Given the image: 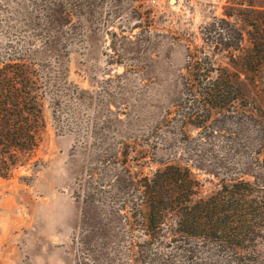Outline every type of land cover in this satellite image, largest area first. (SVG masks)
<instances>
[{
  "label": "rangeland",
  "instance_id": "obj_1",
  "mask_svg": "<svg viewBox=\"0 0 264 264\" xmlns=\"http://www.w3.org/2000/svg\"><path fill=\"white\" fill-rule=\"evenodd\" d=\"M250 1L253 12L232 0H0V58L30 49L41 85L50 77L59 98L51 101L52 90L44 95L45 126L34 155L12 175H0V199L11 191L21 206L19 227H12L18 212L8 208V235H26L23 218L43 213L41 230L51 236L53 217L61 215L68 264L217 261L220 255L199 238L150 241L144 251L148 236L126 223L137 195L127 175L174 163L198 180L193 198L237 176L264 190V0ZM220 17L239 24L242 52L255 36L254 61L236 66L245 104L214 110L195 126L179 105L193 101L184 92L187 53L204 47L217 63L228 62L230 52H213L204 33ZM257 250L256 264H264V227Z\"/></svg>",
  "mask_w": 264,
  "mask_h": 264
},
{
  "label": "trees",
  "instance_id": "obj_2",
  "mask_svg": "<svg viewBox=\"0 0 264 264\" xmlns=\"http://www.w3.org/2000/svg\"><path fill=\"white\" fill-rule=\"evenodd\" d=\"M232 2L238 7L247 5L250 12L258 9L252 1ZM231 14L227 12V15ZM247 15L244 18L258 29L252 13ZM54 18L58 21V17ZM223 22L231 26L226 28ZM206 30L207 40L214 43L212 51L227 50L230 59L220 64L204 47L188 49L184 92L193 101H182L179 105L184 109V121L195 126L205 123L214 110L236 109L238 105L245 104L241 102L244 92L236 66L252 63L251 52L257 48L252 35V49L241 51L243 32L234 20L220 17ZM212 30L215 31L211 35ZM29 50L12 51L0 58V175L4 177L12 175L20 164L28 162L39 145L45 126L43 98L47 90H52L53 103L59 101L53 91L56 90L53 89L54 83L49 86L50 77L45 80V86L41 85V73L33 67ZM128 171L127 180L135 184L137 195L132 202V210L125 214L126 223L148 236L144 240V251L148 252L146 244L150 241L172 245L175 240L186 242L199 238L220 255L212 264H256L258 239L264 227V190L254 182L241 176L224 178L208 195L193 198L198 180L192 176L188 166L168 163L151 173L137 174V177ZM126 203L124 200L121 207ZM132 217L136 219L134 222ZM179 249L183 251L184 248ZM158 252L159 248L153 253Z\"/></svg>",
  "mask_w": 264,
  "mask_h": 264
},
{
  "label": "crops",
  "instance_id": "obj_3",
  "mask_svg": "<svg viewBox=\"0 0 264 264\" xmlns=\"http://www.w3.org/2000/svg\"><path fill=\"white\" fill-rule=\"evenodd\" d=\"M0 264H68L69 259L65 248L60 245L66 242L68 228L64 233L60 232L62 224L61 215L54 216L52 226L54 229L51 236H46L41 230L40 221L45 218L43 213H32L24 217L28 230L26 235L20 237L15 233L8 235L11 225L8 224L7 217L11 216L8 208L18 212L17 217L13 216L12 227H19L21 223V206L18 196L14 192H4L0 199ZM77 215L74 213V218ZM50 237V238H47ZM21 248L27 252L21 253Z\"/></svg>",
  "mask_w": 264,
  "mask_h": 264
}]
</instances>
